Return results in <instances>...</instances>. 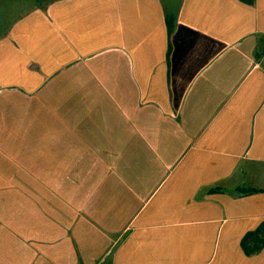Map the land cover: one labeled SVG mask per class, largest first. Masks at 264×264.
Listing matches in <instances>:
<instances>
[{
    "label": "crops",
    "instance_id": "crops-1",
    "mask_svg": "<svg viewBox=\"0 0 264 264\" xmlns=\"http://www.w3.org/2000/svg\"><path fill=\"white\" fill-rule=\"evenodd\" d=\"M263 222L264 0H53L0 38V264H264Z\"/></svg>",
    "mask_w": 264,
    "mask_h": 264
},
{
    "label": "rangeland",
    "instance_id": "rangeland-1",
    "mask_svg": "<svg viewBox=\"0 0 264 264\" xmlns=\"http://www.w3.org/2000/svg\"><path fill=\"white\" fill-rule=\"evenodd\" d=\"M51 1L53 0H0V38L6 35L16 20L37 7H46Z\"/></svg>",
    "mask_w": 264,
    "mask_h": 264
},
{
    "label": "trees",
    "instance_id": "trees-1",
    "mask_svg": "<svg viewBox=\"0 0 264 264\" xmlns=\"http://www.w3.org/2000/svg\"><path fill=\"white\" fill-rule=\"evenodd\" d=\"M248 5H253L255 0H240ZM176 17L170 14L166 16L169 37L173 33ZM169 46V53H170ZM241 246L247 256L255 255L264 249V222L252 232L247 233L242 239Z\"/></svg>",
    "mask_w": 264,
    "mask_h": 264
}]
</instances>
